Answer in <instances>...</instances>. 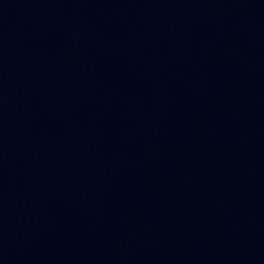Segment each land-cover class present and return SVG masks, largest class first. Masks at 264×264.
Returning a JSON list of instances; mask_svg holds the SVG:
<instances>
[{"label": "water", "instance_id": "water-1", "mask_svg": "<svg viewBox=\"0 0 264 264\" xmlns=\"http://www.w3.org/2000/svg\"><path fill=\"white\" fill-rule=\"evenodd\" d=\"M264 241V0H48Z\"/></svg>", "mask_w": 264, "mask_h": 264}]
</instances>
